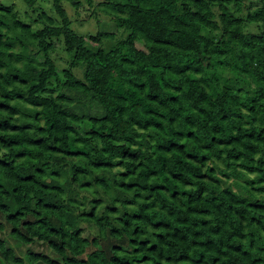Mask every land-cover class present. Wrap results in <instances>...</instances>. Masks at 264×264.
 <instances>
[{
    "label": "trees",
    "instance_id": "obj_1",
    "mask_svg": "<svg viewBox=\"0 0 264 264\" xmlns=\"http://www.w3.org/2000/svg\"><path fill=\"white\" fill-rule=\"evenodd\" d=\"M0 264H264V0H0Z\"/></svg>",
    "mask_w": 264,
    "mask_h": 264
},
{
    "label": "rangeland",
    "instance_id": "obj_2",
    "mask_svg": "<svg viewBox=\"0 0 264 264\" xmlns=\"http://www.w3.org/2000/svg\"><path fill=\"white\" fill-rule=\"evenodd\" d=\"M93 7H90L89 4H85L84 6H82L81 10H80V14H79V21L81 19L84 20V27H86L87 25H91V27H97V24H96V21L93 17H90V14H91V11H92ZM101 15H105L103 12L101 13ZM89 20H92V21H89ZM88 22V23H86ZM108 26V25H107ZM93 36L97 37V32L96 31H93Z\"/></svg>",
    "mask_w": 264,
    "mask_h": 264
}]
</instances>
